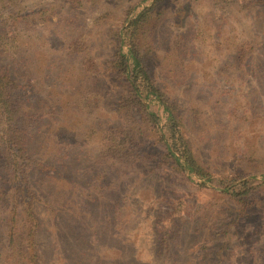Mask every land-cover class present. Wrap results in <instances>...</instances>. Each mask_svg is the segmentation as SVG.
<instances>
[{
	"label": "rangeland",
	"instance_id": "obj_1",
	"mask_svg": "<svg viewBox=\"0 0 264 264\" xmlns=\"http://www.w3.org/2000/svg\"><path fill=\"white\" fill-rule=\"evenodd\" d=\"M152 1L0 0V65L36 116L42 264H264V0H163L149 31L208 178L147 139L128 160L103 146L126 119L116 33Z\"/></svg>",
	"mask_w": 264,
	"mask_h": 264
},
{
	"label": "trees",
	"instance_id": "obj_2",
	"mask_svg": "<svg viewBox=\"0 0 264 264\" xmlns=\"http://www.w3.org/2000/svg\"><path fill=\"white\" fill-rule=\"evenodd\" d=\"M162 5L163 0H153L116 33L110 63L127 83L121 102L126 119L122 125L104 130L103 146L110 157L128 160L147 139L162 146L170 165L208 178L209 171L195 157L183 132L177 102L159 84L160 69L153 60L149 31L161 16ZM21 90L0 65V248L5 249L0 258L3 255L2 264H42L44 254L37 241L41 229L34 204L37 195L29 180L31 170L40 165L29 153L36 116L20 95ZM152 99L162 106L163 120L149 108Z\"/></svg>",
	"mask_w": 264,
	"mask_h": 264
}]
</instances>
